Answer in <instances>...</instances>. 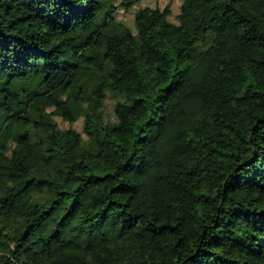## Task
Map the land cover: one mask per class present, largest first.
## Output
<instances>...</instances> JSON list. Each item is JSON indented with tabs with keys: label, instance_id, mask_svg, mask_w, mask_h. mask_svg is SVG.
Masks as SVG:
<instances>
[{
	"label": "trees",
	"instance_id": "16d2710c",
	"mask_svg": "<svg viewBox=\"0 0 264 264\" xmlns=\"http://www.w3.org/2000/svg\"><path fill=\"white\" fill-rule=\"evenodd\" d=\"M140 1L0 0V264H264V0Z\"/></svg>",
	"mask_w": 264,
	"mask_h": 264
},
{
	"label": "rangeland",
	"instance_id": "374dc122",
	"mask_svg": "<svg viewBox=\"0 0 264 264\" xmlns=\"http://www.w3.org/2000/svg\"><path fill=\"white\" fill-rule=\"evenodd\" d=\"M147 2L157 3L159 6H163L166 3H169L173 13L175 14V13H177L179 11V5H180L181 0H141L139 5H144ZM116 16L121 18V19H124L127 22L132 21V11L118 10L117 13H116ZM115 99H116V97H114V96L113 97L109 96L106 99L105 104H106V107H107L108 110H110L112 108V105H113ZM56 119H57L58 123L62 127H67L68 126V123L64 122L59 117H56ZM81 126H82L81 120H78V121H76L73 124V127L78 129V130L81 129ZM51 257H54V258H56L58 260H62V261L65 260L68 257L74 258V256L72 254L69 255V256H66V255H60V254H57V253H54L52 256L49 257V259ZM76 263L77 264H95V263L88 262L85 259L76 260Z\"/></svg>",
	"mask_w": 264,
	"mask_h": 264
}]
</instances>
